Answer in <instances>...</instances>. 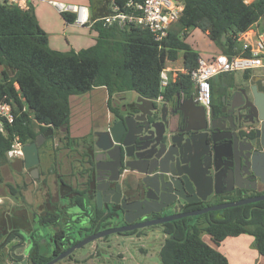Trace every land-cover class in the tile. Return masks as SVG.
Wrapping results in <instances>:
<instances>
[{
  "label": "trees",
  "instance_id": "16d2710c",
  "mask_svg": "<svg viewBox=\"0 0 264 264\" xmlns=\"http://www.w3.org/2000/svg\"><path fill=\"white\" fill-rule=\"evenodd\" d=\"M90 1L93 7L104 3L108 7L106 0ZM111 1L123 6L129 1L144 0ZM183 3L179 21L162 44L149 30L140 27L104 26L102 17L111 12L108 7L104 14H91V28L97 34L92 45L78 51H61L49 45V36L40 26L33 6L23 9L0 0V99L16 103L20 110L27 107V111H21L7 125L6 134L0 132V167L10 162L8 152L15 141L32 142L49 128L60 130L59 140L72 143L94 140L95 135L71 136L72 96L105 87L108 107L113 113L119 112L113 99L127 91L149 99L160 95L172 99L178 92L190 97L193 89L189 71L197 66L200 54L185 31L199 29L222 53L232 57L242 53L241 34L264 17V0H183ZM62 16L67 23H74V13ZM180 52L187 72H179L162 90L161 73L168 61L179 58ZM56 137L51 135L46 140ZM90 151L94 153V146L90 145ZM10 187L16 197V187ZM16 207L14 204L13 215L7 219V237L2 234L5 226L0 224V264L10 260L5 248L17 232ZM107 225L104 216L101 227ZM164 233L168 237L160 251L161 264H230L222 251L204 241L203 233L217 246L228 237L250 234L255 248L264 257V201L232 207L223 213L211 212L195 222L167 224ZM35 245L32 264H45L50 257L38 251L41 243Z\"/></svg>",
  "mask_w": 264,
  "mask_h": 264
},
{
  "label": "flooded vegetation",
  "instance_id": "af4514ba",
  "mask_svg": "<svg viewBox=\"0 0 264 264\" xmlns=\"http://www.w3.org/2000/svg\"><path fill=\"white\" fill-rule=\"evenodd\" d=\"M258 74L260 73L248 72L246 76L244 75L242 81L229 84L224 91L216 95L215 101L212 97L211 107L209 110L205 108V113L200 108L202 105L197 100L194 99L195 104L190 105L186 101L188 97L184 93L178 92L176 97L172 99L163 96L150 120L161 122L166 118L171 127L181 135L180 137L182 135L184 137L192 135L197 137L200 145H192L189 140L186 142L189 149L187 158L194 161L196 168L202 167L199 164V158L201 154H204L206 156L204 170H210L211 151L214 145H216L215 150L218 154L224 153L232 156V148L236 145L239 148L247 149V152L252 153L257 160H263L264 120L261 119L260 110L252 103L255 96L252 88L257 86L256 80L252 81V78ZM123 99L126 98L120 96L116 105L113 103L114 106H118L119 112L113 113L110 110V118L105 129L117 120V116L123 117L129 113V110L134 108L135 99L125 102ZM165 102H167V106L164 108L163 104ZM158 125L161 127V124ZM187 129L190 130L186 131ZM95 138L94 140H77V143H72L69 140H45L39 146V163L31 168H25V161L22 157L14 160L13 163L17 166L18 171V196L12 195L10 187L12 184L7 179H4L3 183L0 184V191L5 190L4 194H0V196L6 198V195L9 194L13 198H18L19 203V211L16 216L17 232L6 245L5 251L6 254L10 255V260L6 259L4 264H13L14 262L11 257V248H9V244L14 241L12 247L17 246L16 250L24 248V253L28 256V264H32L31 256L37 248L35 242L41 243L38 251H41L46 245L49 246L48 251L43 254L52 260L80 241L101 231V229L109 228V222L112 219L121 221L122 226L127 224L123 217L115 216V211H118L119 205L105 202L107 199L112 198L111 192L117 194L116 191L121 189L124 193L129 187H133L136 190L135 198L138 200H145L147 195L157 196L155 192H149L145 188L142 182L143 175L126 167L125 162L130 158L125 157V154L134 153L132 146H120L118 150L122 154V159L113 163L110 162L108 157H105L103 150L96 147ZM213 140H217V142L215 143ZM90 145L94 146V153L90 151ZM241 153V150H237L238 155ZM216 163L220 165L222 160L217 159ZM98 164L100 165L99 169H97ZM136 166L140 169H147L148 167L144 163L136 164ZM165 168L169 172L161 173L156 169L150 175H155L156 179L161 178L166 181L173 177L171 171L175 174L178 172L175 165L171 163H167ZM185 169L187 167H180V170ZM222 179L223 183L217 187L221 191L220 193L212 189L206 199L197 201H187L191 198V195L184 194V198H176L174 205L177 207L175 209H163L135 219L133 223L169 215L178 216L185 212L217 204L237 202L264 195V182L262 181L264 175L259 177L254 174L244 176H229L226 174ZM208 180L209 178H206V183H208ZM31 181L41 184L40 190L42 189V192H39V190L33 194V202H30L26 196L28 184H31ZM99 187L114 190L106 192L103 197L102 209L99 208L98 204ZM55 188L57 198L54 193ZM205 190H208V187ZM165 195L170 199L176 197L169 192ZM211 200L213 201L210 202ZM261 201L249 202L239 206L254 205ZM30 203H33L34 206L31 207ZM26 205L28 207H25ZM159 206L157 205V207ZM0 207H2V204H0ZM3 207H6V209H0V224L5 226L2 234L4 232V237H7V212L9 210L7 206L3 205ZM226 209L211 212L223 213ZM5 211L6 213L3 214ZM211 212L177 218L170 222L148 227L160 229L164 232L167 224L175 225L188 220L195 222L198 218ZM104 216L107 217L108 225L101 227V220ZM36 220L44 228L49 229V232L45 231L47 240L36 235L37 232L33 227ZM83 222H90V227H84ZM146 228L117 234L141 237L144 234L143 230ZM109 236L95 239L75 249L61 261L67 260L74 264H88L89 259H91L94 264V261L100 259L101 255L108 257L114 244ZM19 253L21 252L19 251Z\"/></svg>",
  "mask_w": 264,
  "mask_h": 264
},
{
  "label": "water",
  "instance_id": "95a60500",
  "mask_svg": "<svg viewBox=\"0 0 264 264\" xmlns=\"http://www.w3.org/2000/svg\"><path fill=\"white\" fill-rule=\"evenodd\" d=\"M254 80H256L257 86L252 88L255 94L252 103L260 110L261 119L264 120V74L253 76L252 81ZM193 100L194 97L191 95L186 101L190 105H194L195 103ZM159 104L160 100H158V98L149 99L138 96L135 99L134 108L129 110V113L123 117L117 116V120L113 124L109 125L106 129L95 132L96 147L104 151L105 157H108L110 162L115 163L122 159V154L118 150L120 146L130 145L133 147V154H125V157L130 158L125 162V165L129 169L135 170L143 175V185L149 192H155L157 196L147 195L145 200H138L135 198L136 190L133 187H129L124 193L121 189L116 191L117 194L111 192L112 198L107 199L105 202L119 205L118 211H115V216L123 217L127 224L101 230L60 253L57 257L45 264H56L75 249L107 235L124 233L134 229L170 222L177 218L200 215L211 211H219L243 205L249 202L264 200V195H261L256 198L222 203L199 210L185 212L178 216L169 215L133 223L135 219L145 215L156 213L163 209H175L177 207L174 205L176 198H184V194L191 195V198L187 201H197L206 199L207 195L212 192V189L220 193L221 191L217 187L223 183L222 178L226 174L229 176L254 174L259 177L264 175V159L257 160L252 153L247 152V149L239 148L236 145L232 148V156L224 153L218 154L215 150L216 145H214L211 151L210 170H204L206 166V156L204 154H201L199 158V164H201L202 167L196 168L194 161L187 158L189 149L187 148L186 142L189 140L192 145H200L199 140L195 135L188 137L182 135V137H180L181 135L171 127L166 118L161 122L150 120ZM166 106L167 102L163 104L164 108ZM200 108H202L205 113V107L200 106ZM158 124H161V127H159ZM189 130L190 129H187L186 131ZM59 134V129L49 128L45 132L40 133L34 141L24 144L22 146V153L25 161V168L36 166L40 159L39 146L45 142L47 137L51 135L58 136ZM213 142L216 143L217 140H213ZM237 150H241L242 153L238 155ZM217 159H221L222 164L217 165ZM139 163L147 164V169H140L137 167L136 164ZM167 163L174 164L175 168L178 170L177 174L171 171L173 175L172 178L164 181L161 178L156 179L155 175H150L156 169L161 173L169 172V170L165 168ZM180 167H187V169L180 170ZM99 168L100 165L98 164L97 169ZM206 178H209L208 183H206ZM262 181L264 182V180ZM207 187L208 190H205ZM107 191L114 190H106L101 187L98 188V204L101 209L103 208V197L106 195ZM168 192L174 194L176 197L173 199L167 198L165 194ZM157 205L160 206L157 207ZM171 238H173V236ZM14 243L15 241L9 244V248H11V257L14 259L13 264H28V256L25 255L24 248L16 250L17 246L12 247ZM19 251L21 253H19ZM88 264H93V261L89 259Z\"/></svg>",
  "mask_w": 264,
  "mask_h": 264
},
{
  "label": "built area",
  "instance_id": "2783aa9c",
  "mask_svg": "<svg viewBox=\"0 0 264 264\" xmlns=\"http://www.w3.org/2000/svg\"><path fill=\"white\" fill-rule=\"evenodd\" d=\"M2 2L16 5L23 9L29 8V2L48 0H1ZM59 12L74 13V24L78 26H92L90 8L83 4H72L49 0ZM249 2V0H248ZM184 10L183 0H144L143 2L129 1L123 6L112 1L111 12L102 17L106 27H140L149 30L155 40L162 42L169 36L170 30L177 24ZM240 41L243 43L242 53L228 56L219 52L210 58L200 56L197 66L189 71L192 83V95L207 110L212 102V80L224 74H235L238 72L252 73L257 69L264 68V32L248 30L241 34ZM248 53V54H245ZM173 75H168L169 72ZM179 72L186 73L184 67L177 70L165 68L161 73V89L169 85L171 78H176ZM163 95L158 97L161 100ZM21 111H27L24 106L21 110L12 101L0 99V132L7 133V125L11 124ZM23 144L15 141L8 155L23 157Z\"/></svg>",
  "mask_w": 264,
  "mask_h": 264
},
{
  "label": "rangeland",
  "instance_id": "374dc122",
  "mask_svg": "<svg viewBox=\"0 0 264 264\" xmlns=\"http://www.w3.org/2000/svg\"><path fill=\"white\" fill-rule=\"evenodd\" d=\"M60 2H65V3H72L76 4L78 3L79 0H57ZM95 2V0H93ZM252 0H249V2ZM106 4L108 7H111L112 1L111 0H106ZM256 30L257 32H264V17L254 26H252L249 30ZM83 30V29H80ZM187 34V39L188 41L194 46L199 48L200 43L205 44L206 40V33L198 30V29H189L185 31ZM221 52L219 49L218 53ZM183 67V53L180 52L179 58L176 61H168L166 64V68H170L171 70L179 69ZM255 73H260L264 74V68L262 69H257L255 71H252ZM174 72H169L168 75H173ZM245 74V73H244ZM244 74L242 72L236 73L233 77L230 75L233 74H225L222 76H218L212 80V97L213 101L214 99L217 98L216 95L218 93L224 91V89L227 88V86L233 82H240L244 78ZM106 92L104 89L97 88L92 90L91 92L81 94V95H75L71 97V106H72V116L70 119V128L71 124L72 127H78L80 125V128H84L83 122L80 123L81 121L85 120L88 118L91 122L95 120V125H102L107 118V114L109 115L110 109L108 107V99L105 100L106 97ZM120 96H124L126 99H123L124 102L127 100H132L137 97L136 92L134 91H127L119 96H117L115 99H113V103L116 105V103L119 100ZM87 120L86 123L89 122ZM85 122V121H84ZM92 127L89 130V134L87 135H95L96 128L93 129ZM79 130V129H78ZM80 131V130H79ZM59 134L55 140H59ZM92 136V137H93ZM91 137V136H90ZM10 162L7 164H4L0 167V184L3 183L4 179H7L10 184H12L14 187H16V192H17V176H18V171H17V166L14 165V160H18L17 156H10L8 155ZM23 158V157H22ZM9 165V166H8ZM41 184H36L35 182L31 181V184H28V188L26 191V196L28 197V200L30 202H33V194L38 192L40 190ZM5 190H1L0 194H4ZM44 191V189H43ZM42 192V189L39 191ZM55 197L57 198V193H56V188L54 190ZM6 198H2L0 196V204H2V210H5L6 207H3V205L7 206V209L9 210L7 212L8 216H12V207H14V204H16V216L18 214V208H19V203H18V198H13L11 195L7 194ZM18 196V195H17ZM211 200L210 202H212ZM31 207L34 206V204L30 203ZM25 207H28L27 205ZM6 211L3 213L5 214ZM15 215V214H14ZM1 216V215H0ZM1 219V218H0ZM1 221V220H0ZM15 221V220H14ZM110 227H119L121 225V221L118 219H112L110 220ZM82 225L84 227H90L91 223L90 222H83ZM33 227L36 230V235L39 237L47 240V236L45 234V231L49 232L48 228H44L39 222L36 220V222L33 224ZM102 230V229H101ZM144 234L141 237H136V236H130V235H120V234H111L109 236V239H111L114 244H113V250H111V254H108L109 256L106 257L104 255H101L100 259H97L94 261V264H161V258H160V251L167 239V235L160 229H155L153 227H147L146 229L143 230ZM249 235H245V239L249 238ZM202 237L210 241V237L208 234L203 233ZM235 239V238H234ZM232 239V240H234ZM227 250L230 251V256L231 257V264H242L239 259H238V252L235 250L234 247L229 248L227 246ZM49 246L46 245L42 250L41 253H45L48 251ZM222 250L225 251V248L222 246ZM233 250H235L233 252ZM247 256L248 255L253 258V263L252 264H264V257L261 255H258L259 258H261V261L258 262V257L254 258L253 253L251 252L249 247H246V249L243 250L242 254ZM259 254V253H258ZM250 262V259H249ZM58 264H74L72 262H69L67 260L61 261ZM245 264V263H244Z\"/></svg>",
  "mask_w": 264,
  "mask_h": 264
},
{
  "label": "crops",
  "instance_id": "0c3cea01",
  "mask_svg": "<svg viewBox=\"0 0 264 264\" xmlns=\"http://www.w3.org/2000/svg\"><path fill=\"white\" fill-rule=\"evenodd\" d=\"M48 1L29 2V5L33 6L40 26L47 32V34L49 36V45L51 46V48L56 49V50H61V51H68L71 49L78 51L82 48H86V47L92 45L95 42L97 34L94 30H92L91 26H78L74 23H67L65 21V19L63 18L62 13L59 12ZM76 4L87 5L90 8L91 14H92V12L97 13V14H101V13L104 14L108 8L105 6V3L100 4L97 8L93 7L92 6L93 4L91 3L90 0H79L78 3H76ZM80 29H83V30H80ZM205 35H206L205 44L200 43L199 48L194 47L192 44L191 45L200 54V56L210 58L213 55L218 53L219 48L215 45L214 42H212L209 39L207 34H205ZM1 68L2 67H0V70H1ZM235 74L230 75V76L233 77ZM97 88L104 89V91L106 92V95H107L105 97V100H107L108 99L107 89L105 87H97ZM97 88H94V89H97ZM94 89H92V90H94ZM91 91H89V92H91ZM137 97H138V95H137ZM136 98H134V99H136ZM134 99H132V100H134ZM109 118H110V113H109V115L107 114L106 121L102 125H95V122H96L95 120H93L91 122L88 118H86L85 120L80 122V123L83 122L84 128H80V125H78V127H72V124H71V128H70L71 136L75 137V138L86 136L87 134H89V130L92 127H94L93 129L96 128L95 129L96 131L103 130V129H105V127L109 121ZM87 120H89L88 123H86ZM245 235H249L248 236L249 238L245 239L244 238ZM232 239H234V240H232ZM204 241H206L211 246L217 248L218 250L222 251L228 257L230 264L232 262L231 257H233V256H230V251L226 249V248H228L227 246H229V248L234 247L235 250H237L238 259L242 264H244V263L245 264H252L253 263V261H252L253 258H251L248 255V258L250 259V262H249V259L246 258L247 256L245 255V252H244V254H242L243 250L246 249V247L250 248L251 252L253 253V256H255L254 258H257V257L259 258L258 255H260V254H258L259 252L254 246V237L250 234H242V235H239L236 237H228L219 246L214 244L212 242V240L210 242V241H207L204 239ZM222 246L225 248V251L222 250ZM235 250H233V252ZM260 261H261V258L258 259V262H260Z\"/></svg>",
  "mask_w": 264,
  "mask_h": 264
}]
</instances>
